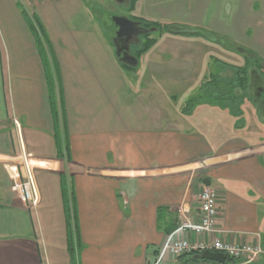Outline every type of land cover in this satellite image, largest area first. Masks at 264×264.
<instances>
[{"label":"crops","instance_id":"1","mask_svg":"<svg viewBox=\"0 0 264 264\" xmlns=\"http://www.w3.org/2000/svg\"><path fill=\"white\" fill-rule=\"evenodd\" d=\"M124 1L126 18L144 30L134 44L123 40L126 60L116 56L114 30L102 29ZM131 1L0 0V264H72L68 228L75 264H155L180 225L179 210L197 220L204 187L218 194L215 237L264 248V100L237 107L236 100L232 109L203 102L194 114L176 109L177 92L168 88L200 90L207 81L191 76L193 60L186 81L168 76L162 50L166 43L176 58L182 44L220 49L208 40L217 36L251 51L264 68V0H135L130 11ZM24 14L36 18L56 60L63 108L57 128ZM140 21L169 25L176 34L147 33ZM196 31L201 35H189ZM147 34L155 42L138 57L146 64L140 68L139 48L131 47ZM211 56L206 63L218 77L233 75ZM238 113L243 124L235 136ZM25 154L38 197L33 210L11 190ZM179 236L194 239L188 231ZM157 264L181 263L166 255ZM232 264H264V256Z\"/></svg>","mask_w":264,"mask_h":264},{"label":"trees","instance_id":"2","mask_svg":"<svg viewBox=\"0 0 264 264\" xmlns=\"http://www.w3.org/2000/svg\"><path fill=\"white\" fill-rule=\"evenodd\" d=\"M135 0H132L130 3L129 10L131 11L133 4ZM24 17L27 21L28 27L34 37L36 48L40 57V60L42 62V67L44 71V77L46 81L47 91H48V100L51 107V114L52 119L54 122L55 127L57 128L59 120L61 119L63 122V108H62V97H61V90H60V82H59V73L58 68L56 64L55 57L49 47V41L42 30L41 26L38 24L36 18L32 15L31 17H28L27 14H24ZM140 25L143 29L146 31L150 29H156L159 32L160 31H166L169 33L171 32L169 25H160L156 23H150L145 21H140ZM178 34V33H177ZM191 36L193 35H201V32H194L189 34ZM149 35L147 34L145 37V41L142 43L140 48L134 53V56L136 59L142 55L144 52H146L153 44L154 40L148 38ZM219 40L221 45L223 44L225 48L230 49L238 54H242L244 57V66L243 67H235L230 66L228 64L222 63L220 61H217L219 64H221L223 67L231 68L233 75L231 78L225 80L221 79L218 76H212L210 75V79L204 84L203 88L205 89L206 93L210 91L209 95L211 98L216 100L219 103H223L224 99H229L230 106L234 105L233 103H236V100L238 101L237 105L239 106L242 104V102L245 99L254 100V97L249 94L250 89V83H251V76L257 75L259 72L264 79V68L259 63L258 58L252 55L251 51L236 46L235 44L228 42L222 38L214 37ZM221 40V41H220ZM122 66H125L122 64ZM258 71V72H257ZM256 78L259 79L258 76ZM261 79V78H260ZM201 88V89H203ZM206 88H211V90H206ZM241 92L240 95L237 94V92ZM214 93H216L214 95ZM192 101H189L188 103L191 105ZM188 107L186 106L183 111L187 110ZM65 187V186H64ZM66 188V187H65ZM64 193L67 192V189H63ZM68 226H70V223H68ZM68 238H69V252L72 256H74V249L72 248L73 241L71 240V232L68 228ZM197 254H188L178 257L176 260L180 261L181 264H201L208 262L203 259L196 258ZM235 261L231 258H226V261ZM214 263V262H213ZM217 264V263H215Z\"/></svg>","mask_w":264,"mask_h":264},{"label":"built area","instance_id":"3","mask_svg":"<svg viewBox=\"0 0 264 264\" xmlns=\"http://www.w3.org/2000/svg\"><path fill=\"white\" fill-rule=\"evenodd\" d=\"M29 2L34 0H27ZM25 161L21 164L18 174L14 177L11 190L16 193L29 209H35L38 205V197L35 188L33 167L28 164L30 154H25ZM198 217L195 222L184 216L183 210H179L181 220L178 229L168 235L155 264L164 256L177 259L188 254H200L204 251L224 254L226 258L245 263L253 262L257 257L264 256V248L261 243L232 244L223 242L215 237L220 231L217 229V203L218 194L210 188L204 187L197 195ZM190 232L194 239L182 238V232Z\"/></svg>","mask_w":264,"mask_h":264},{"label":"rangeland","instance_id":"4","mask_svg":"<svg viewBox=\"0 0 264 264\" xmlns=\"http://www.w3.org/2000/svg\"><path fill=\"white\" fill-rule=\"evenodd\" d=\"M116 1H121V0H116ZM126 5H127L126 1H124L122 3H117L115 5L116 7H114L115 10L112 11V12H110L111 15L108 14V16H110V17L109 18L107 17L109 19V20L106 21L107 22V26H105L106 25V23H105V25L102 27V29H103L104 32L109 31L111 34H112V31L114 30V39H113V41L115 40V33L117 32V27L115 26L113 20H114V18H118V16L119 17L122 16V17H125V19H127L126 18V15H125V13H126V9H125L126 8ZM98 9L100 10V13H99L100 20H102V19L104 20V17L102 16L103 11H104L103 7L100 6V8H98ZM108 24H109V26H108ZM108 27H109V29H108ZM135 27L137 28V25H135ZM139 31H142L143 32L144 30L139 29ZM146 32L147 33H150L149 30L146 31ZM132 35H134V34H132ZM156 37H158V36H156ZM208 40L210 42H212V43L217 42L218 45L221 44L218 39L213 38V37H208ZM141 41L143 42L142 39H141ZM190 41L193 42V40H190ZM116 42L119 43L118 40H116ZM136 42L137 41H135V40L133 41L132 40L129 43L130 44H134ZM163 44H164V47L162 48V50L165 52V54L163 55L164 62L165 61H168V62H166L167 65L164 63L165 64L164 66H171L170 68H172V69H167L166 73H167L168 76H172L174 78H177V80H179L180 82L186 81V79H188V77H189V74H188L189 73L188 65L189 64L193 65L191 63V60H193V62L195 61V65L196 66H194V65L193 66L194 67H197L196 68L197 70L195 69L196 70V74L195 73H191V76L194 75V77L196 78V80H197V78L200 80L203 76H205L206 77V81H208L210 79L209 78L210 75H212V76H218L217 73H216V68H214L213 66H211V64H209V63L207 64L206 63V59L209 57V54L210 55L212 54L214 56V57L211 56L212 57V61H214L215 59L217 60V58H218L220 60L226 61L231 66H235V67H243L244 66V57L243 56H240L239 54H236V55H232L231 54V55H229V54L225 53L224 50L229 51V52H232V53H234V52L231 51L230 49L225 48L224 45H223L224 43L219 46L220 49H218L217 47H214V46H216V45H214L215 44L214 43V44L210 45L211 47L201 48V51L199 50L198 44H194V43L192 44L191 43L190 46H186V44H182V45H180V48H179L180 55L178 57H176V58H173V57L170 58L169 57V54L171 55V53H172L171 52L172 49H171L170 46H166V43H163ZM208 44H210V43H208ZM117 48H118V50H120V47L116 45V51H117ZM131 48H132L131 49L132 50V53H134V51L137 50L138 48H140V46H137L136 47L135 45H133ZM219 52H222L224 54L221 55V54H219ZM122 54H121V50H120V53H119L120 56H119V58H122ZM210 58H209V60H211ZM124 60H126V59L124 58ZM143 63H144V61H143L142 58H137V59L135 58L134 59V64H139L140 65V68H143V66H144ZM210 63H211V61H210ZM181 67L187 68V73L185 71L181 70ZM205 71H206V73H205ZM231 76H232V73L231 72H228V71L225 72L224 74L223 73L220 74V77L221 78L225 77V80L229 79ZM256 76L257 75L254 74V75L251 76V78L254 81H256L255 80V77ZM177 85L178 84L172 85L171 88H168L170 92L171 91L172 92H174V91L177 92V95H176L177 98L175 99L174 108H176V109H181L182 108L183 109V108H185L187 106L188 107V110H185V111L186 112L187 111H190L191 113L194 114L195 113L194 111L197 109V107L202 106V103L203 102H205L204 104L205 105H208L211 108L214 107V105H213L214 99L210 97V95H209L210 91H208L206 93V91H205L204 88L203 89H200V90L198 88L186 89V90H184L183 88H180V89L174 90L175 88H173V87H178L179 85L178 86ZM183 86L184 85H181V87H183ZM206 90H211V88H206ZM186 91H187V93H189L188 94V97H186L185 95H183V94L186 93ZM215 94L216 93H214V95ZM188 98H191V100H192L191 105L189 103H187ZM245 100H247V99H245ZM198 102L199 103L201 102V103L199 104ZM227 102H229V99L225 98L224 99V104H222L221 106L228 105L227 108L232 109L231 107H233V106H229V104H227ZM208 103H211V104L209 105ZM237 106L238 105L236 104V107ZM252 106H253V104H252ZM246 107H248V112L251 113V115H253V113H252L253 112L252 107L249 104H247ZM260 111H261V109H260ZM261 113H263V112H261ZM242 120H243V114L238 113L237 114V117H236V121H238V126L239 127L237 128V130H235L236 131L234 133L235 136L241 135V132H239L240 131L239 129L242 128V127H240V124H243L242 123ZM215 125H216V122H214V126ZM219 137H220V140L221 141H224L225 140V136L223 135V133L219 134ZM229 137H230V135L228 136V138ZM246 141L247 142H250L248 140H246ZM247 144L250 145L249 143H247ZM64 186H65V180H62V189H65ZM71 262H72V264H75V262H74L73 259H72ZM205 263L215 264L213 262H205ZM224 264H232V262L227 260V261H225Z\"/></svg>","mask_w":264,"mask_h":264},{"label":"water","instance_id":"5","mask_svg":"<svg viewBox=\"0 0 264 264\" xmlns=\"http://www.w3.org/2000/svg\"><path fill=\"white\" fill-rule=\"evenodd\" d=\"M114 24L117 27V32L115 33V43L116 40L120 41L121 39L129 37L131 34L138 33L139 29L135 27V23L125 19V18H114ZM126 46L124 48H121L120 50H125ZM120 50L116 51V56H120ZM125 52L123 51L122 54V60L125 58ZM208 185V182H206ZM196 258L206 260L208 262H214L218 264H224L226 261V256L224 254L210 252V251H204L200 254L196 255Z\"/></svg>","mask_w":264,"mask_h":264},{"label":"flooded vegetation","instance_id":"6","mask_svg":"<svg viewBox=\"0 0 264 264\" xmlns=\"http://www.w3.org/2000/svg\"><path fill=\"white\" fill-rule=\"evenodd\" d=\"M134 35L131 34V36H129L127 38H124V39H121L120 40V45H119L120 49L125 47L124 41H127V42H131L132 40L134 41L136 39V37H137V36H134ZM122 53L123 52L121 51V54ZM252 83L254 85L251 86V90L250 91H251L252 96L254 97V100H257L259 102L263 101L264 100V87H260L259 83L257 84L256 81H254V80L252 81Z\"/></svg>","mask_w":264,"mask_h":264}]
</instances>
